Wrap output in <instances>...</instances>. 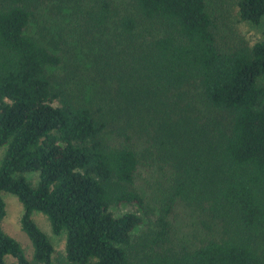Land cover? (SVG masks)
<instances>
[{
	"label": "trees",
	"instance_id": "16d2710c",
	"mask_svg": "<svg viewBox=\"0 0 264 264\" xmlns=\"http://www.w3.org/2000/svg\"><path fill=\"white\" fill-rule=\"evenodd\" d=\"M59 2L79 28L47 40L32 30L47 0H0V264H53L35 212L65 233L67 263L132 264L154 211L140 264H264V38L221 44L213 0ZM234 5L264 18V0ZM153 162L166 179L156 210L137 185ZM5 192L23 204L33 260L3 228ZM180 203L218 236L170 246Z\"/></svg>",
	"mask_w": 264,
	"mask_h": 264
},
{
	"label": "rangeland",
	"instance_id": "374dc122",
	"mask_svg": "<svg viewBox=\"0 0 264 264\" xmlns=\"http://www.w3.org/2000/svg\"><path fill=\"white\" fill-rule=\"evenodd\" d=\"M119 1V0H117ZM59 0H47V4H44L41 8V12L45 13L44 17L33 23V32L37 35L44 34L47 40L53 37V34L61 32L63 36H70V31L76 27V18L73 16L74 9L70 13L62 12L58 10ZM215 11L218 15L216 20L218 28V36L221 44L227 43L233 44L234 42L244 39L249 43H254L257 39L264 38V18L258 24L242 21L238 17L237 9L234 5V0H213ZM48 21H46V20ZM50 21H57L53 25H50ZM60 41V48L69 47L68 43H65L66 39L57 36ZM67 42L72 40L66 39ZM6 147H0V164L5 154ZM165 170L153 162L152 165H143L140 167V173L137 178L138 187L144 192L146 199L155 208L159 206L157 202L158 195L165 189V176L163 175ZM31 179L37 176L29 174ZM3 197L6 201L7 214L3 221L4 230L11 236L15 237L23 246L27 257L33 260L34 248L28 235L23 231L21 227V217L24 213L23 204L19 201L16 195L5 192ZM117 214H122L127 211H140L138 206L123 204L115 209ZM34 220L40 226V228L48 234L54 247L53 264H69L65 259L66 255V235L65 233L54 234L48 217L41 213L35 212ZM151 220H146L144 224L135 232L137 237V243L135 248L131 250L133 257H131L132 264L138 263L139 255L142 256V251L146 249L143 246V240L148 238V232L151 231L148 226L153 227V221L157 217V211L151 213ZM171 220V233H170V246H176L180 248L181 243L188 244L190 246H197L208 238L217 237L220 231L219 225L211 220V218L201 209L193 207L191 205L180 203L176 206L175 213L170 216ZM141 243V244H140ZM7 262L9 264H15L16 259L9 255L7 256Z\"/></svg>",
	"mask_w": 264,
	"mask_h": 264
}]
</instances>
